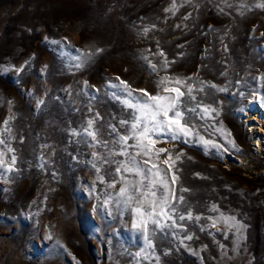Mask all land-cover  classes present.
Masks as SVG:
<instances>
[{
    "label": "rangeland",
    "instance_id": "rangeland-1",
    "mask_svg": "<svg viewBox=\"0 0 264 264\" xmlns=\"http://www.w3.org/2000/svg\"><path fill=\"white\" fill-rule=\"evenodd\" d=\"M229 2L232 8L223 0H177L173 14L165 12L172 0H0V134L15 148L19 169L11 173V182L7 174L0 176V264H157L156 256L159 264H264V146L259 150L254 140L255 132H264V121L261 116L252 119L251 110L259 103L253 93H264V81L258 79L264 76V9L252 7L240 14V0ZM65 37L70 41L66 49L51 43ZM95 47L103 51L85 67H73L75 50ZM161 50L168 61H175L167 70ZM21 66L18 75L15 69ZM164 76H191L227 89H209L204 96L205 103L219 109V116L195 122L203 125L200 135L221 143L227 134L219 130L222 124L239 152L230 144L227 153L207 154L202 144L162 140L156 147L184 153L177 164L176 187L190 189L184 195L194 214L236 216L245 225L246 239L239 244L235 235L225 239L208 227L210 220H193L184 223L194 239L183 245L170 232L157 230L153 254L142 232L132 228L130 208L114 207L112 215L93 210L102 201L90 190L96 178L90 161L93 151L104 150L78 143L70 131L81 130L96 111L104 116L101 123L117 126L113 116L129 115L131 109L105 95L112 91L109 81L119 83L115 78L120 77L133 89L155 95L163 94L159 82ZM85 80L90 89L101 90L92 113L87 97L76 95ZM240 91L244 97L234 95ZM39 99H45L46 106L38 108ZM5 120L11 135L3 132ZM111 167L114 171L115 165ZM121 186L106 188L97 182V188L108 192H119ZM213 204L220 212L209 211Z\"/></svg>",
    "mask_w": 264,
    "mask_h": 264
},
{
    "label": "snow or ice",
    "instance_id": "snow-or-ice-1",
    "mask_svg": "<svg viewBox=\"0 0 264 264\" xmlns=\"http://www.w3.org/2000/svg\"><path fill=\"white\" fill-rule=\"evenodd\" d=\"M186 2L192 3V0H186ZM223 3L227 8L233 7L229 0H223ZM237 7L240 14H243L244 11H251L252 7L264 9V0H260V2L240 0ZM176 9L177 0H172V8H166L165 12L171 11L175 14ZM220 11L224 12L225 9L221 7ZM190 15H186L184 19L187 20ZM152 27L154 28L155 25ZM209 29L214 30L212 26H209ZM149 30L147 27L143 29L145 34ZM261 35L264 36V33ZM48 39L45 37L46 41ZM221 42L223 43V41ZM51 43L61 44L66 49L70 41L65 37L63 41L52 40ZM223 50L228 51L226 44L223 45ZM75 51L77 54L74 57L73 67L81 69L103 49L95 47L87 51L79 49ZM62 54L66 55L67 53ZM158 54L165 57L162 63L165 70L170 67V63L175 62L168 61L163 50ZM144 59L148 58L144 57ZM148 63L153 71H157L156 64L152 63L151 60ZM47 67V65L44 66L45 69ZM23 69L24 66H21L15 71L19 75ZM221 75H226V70ZM258 79L264 81V76H260ZM115 80L119 83L109 81L107 88L112 91H106L105 95L110 96L113 101L119 102L124 109H131L129 115L123 118L113 116L112 121L118 120L117 126V123L114 122L101 123L104 121V116L96 111L94 116L86 118V125H82L81 130L72 129L69 133V135L77 138L78 143L104 150L103 152L93 151L90 161L96 172V178L90 190L96 193L98 201H102V203L94 205L93 210L112 215V208L114 207L130 208L133 213L132 228L142 232L145 247L153 249V254L155 245L152 237L157 230L170 232L174 238L180 240L182 245L185 241L194 239L193 235L187 234L185 221L199 222L202 219H207L211 221L208 227L221 232L225 239L228 238L229 234L236 236L238 244L246 239L245 225L236 216L220 212L219 207L215 204L211 206L209 211L220 212L218 216L203 217L202 214H194L184 195L190 189L176 187L180 180V169L177 164L181 162L184 153L180 151L174 154L172 149L156 147L162 140L184 144H202L207 154L209 150L227 153L230 144L232 149L239 152L240 149L235 141L228 140L231 132L223 129L222 124L219 130L227 133L223 138V143L218 140L205 139L198 130L203 125H197L195 122L197 120H215L219 116V109L205 103L204 96L208 94L209 89H216L219 92H225L227 89L218 87L209 81H202L198 78L194 80L191 76L184 78L164 76L159 82L163 86V94L158 92L152 95L145 89H133L127 81L120 77H116ZM235 83L239 84L240 81L237 80ZM169 84L176 86H168ZM100 91L95 86H91L90 89L88 81L85 80L84 87L76 93L77 96L87 97V111L89 113L93 112L95 103L100 99ZM136 92L142 95H135ZM69 95L72 93L69 92ZM234 95L244 97L245 93L240 91ZM253 95L260 103L264 104V93L256 91ZM57 99L59 100L60 97ZM42 106H46L45 99L37 101V107ZM76 111H80V109L77 108ZM4 124L3 132L11 135L9 121L5 120ZM106 128L109 131L106 132ZM121 128L124 129L123 133L120 131ZM213 130L217 131L215 125H213ZM11 139L14 140L15 136H11ZM130 140L133 143L129 144ZM20 142L23 143L22 137ZM0 145L3 146L0 148V176L7 174L6 180L11 182V173L19 170L17 167L18 156L11 141L3 134H0ZM44 147H48V145H44ZM7 154H11L10 161L5 160ZM118 156L124 157V159H116ZM138 157H146V159L140 160ZM73 159L78 161L79 157L74 156ZM41 160H44V157H41ZM161 163L167 167H161ZM112 165H115L114 171H112ZM43 166L44 164L41 165V167ZM169 174H171L170 182L168 180ZM52 175L55 177L57 173L54 171ZM196 175L198 176L199 173ZM108 177H112V179L109 180ZM116 177L119 179L117 180ZM135 177H139V179L137 180ZM97 182L106 188H115L117 183H122V186L119 192H108L97 188ZM221 225L223 227H220ZM205 230V226L201 225L200 231ZM181 232H184L185 235L180 236ZM205 247L207 246L205 245ZM220 247L224 248V245L221 244ZM193 254L198 255L199 253L193 252ZM137 255L139 256V253ZM155 259L159 264V257L156 256Z\"/></svg>",
    "mask_w": 264,
    "mask_h": 264
},
{
    "label": "bare ground",
    "instance_id": "bare-ground-1",
    "mask_svg": "<svg viewBox=\"0 0 264 264\" xmlns=\"http://www.w3.org/2000/svg\"><path fill=\"white\" fill-rule=\"evenodd\" d=\"M251 110L253 112V115L255 116V118L253 117L252 119H257V120H260V118L256 117V116H261V118H263V121H264V104L262 103H255L252 107H251ZM259 132L261 134H258L255 132V139L256 140V144L257 146L259 147V150L263 149L262 147L264 146V132L263 130H259Z\"/></svg>",
    "mask_w": 264,
    "mask_h": 264
}]
</instances>
